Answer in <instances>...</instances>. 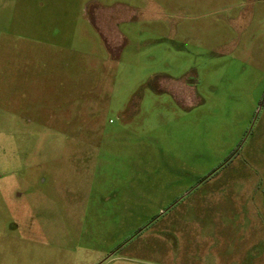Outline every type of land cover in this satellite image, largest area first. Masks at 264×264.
Listing matches in <instances>:
<instances>
[{
  "label": "rangeland",
  "instance_id": "rangeland-1",
  "mask_svg": "<svg viewBox=\"0 0 264 264\" xmlns=\"http://www.w3.org/2000/svg\"><path fill=\"white\" fill-rule=\"evenodd\" d=\"M0 264H264V0H0Z\"/></svg>",
  "mask_w": 264,
  "mask_h": 264
}]
</instances>
